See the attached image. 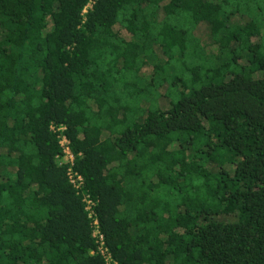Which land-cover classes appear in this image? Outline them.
Listing matches in <instances>:
<instances>
[{"label": "trees", "instance_id": "trees-1", "mask_svg": "<svg viewBox=\"0 0 264 264\" xmlns=\"http://www.w3.org/2000/svg\"><path fill=\"white\" fill-rule=\"evenodd\" d=\"M93 219L115 264H264V0H0V264H106Z\"/></svg>", "mask_w": 264, "mask_h": 264}, {"label": "built area", "instance_id": "built-area-1", "mask_svg": "<svg viewBox=\"0 0 264 264\" xmlns=\"http://www.w3.org/2000/svg\"><path fill=\"white\" fill-rule=\"evenodd\" d=\"M60 146L62 147L63 153L65 155L64 159L69 160L70 162H73V157L69 150L68 141L66 138L63 137L61 139ZM67 176H68L69 182L75 189H78L83 182L82 177L80 175H77L76 173H72L70 170L67 172ZM86 204H87V207L85 208V210L88 211L89 218H92L93 211L91 209L92 207L91 202L87 200ZM91 226L93 228L92 237L95 239V243L97 246V252L103 257L106 264L113 262L111 255L108 253L107 247L105 246L104 236L100 231L98 220L93 219Z\"/></svg>", "mask_w": 264, "mask_h": 264}]
</instances>
